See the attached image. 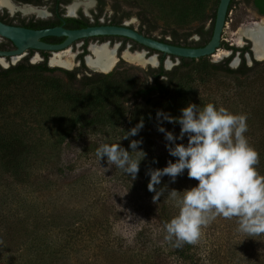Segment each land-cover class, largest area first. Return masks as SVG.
Returning <instances> with one entry per match:
<instances>
[{
  "label": "rangeland",
  "instance_id": "1",
  "mask_svg": "<svg viewBox=\"0 0 264 264\" xmlns=\"http://www.w3.org/2000/svg\"><path fill=\"white\" fill-rule=\"evenodd\" d=\"M76 1L83 2L74 0L73 3ZM90 1L93 2L92 10H95L97 0ZM102 1L104 2L102 13H105L107 19L101 20L111 19L112 9L116 6L120 10L117 16L121 14L129 16L123 19L122 25L126 24L139 31L141 26L139 18H146L147 26L143 27V30L151 28L150 38L171 41L172 32L181 37L190 33L187 42L196 43L200 37L195 31L201 27L203 31L210 28V16L216 0H191L192 3H188L189 0ZM50 7L53 6L48 2L45 6L35 9L41 11L44 16L42 19L46 20L52 16ZM78 11L82 12V9ZM66 13L64 7V15ZM16 14L19 19L31 17V14L25 16ZM257 20L259 18L250 4L236 0L228 13L221 42L236 48L238 28ZM242 46H246L244 39L240 47ZM127 47L133 53L128 45L125 49ZM218 51L227 50L220 47ZM71 53L78 56L80 49L74 48ZM49 57L51 59L52 56ZM117 57L116 64L123 70L121 79L127 86L125 94L130 93L136 83L144 81V72L148 68H156V65L129 63L120 56ZM245 58L250 65L248 56L245 55ZM208 59L210 62L218 63L225 58L217 60V57L211 56ZM232 62L233 60L229 64L230 68H237L233 66L235 61L233 65ZM72 64L69 71L79 66L76 57ZM176 64L178 60H171V65L166 70H170ZM57 78L61 79L62 76L54 73L41 77L19 78L0 88V138L6 140L5 142L16 139L21 140L23 144L47 147L57 154L53 161L54 166L48 169L49 172L43 169H31L27 172L32 180L42 175L49 177L48 179L53 180L56 185L52 193L40 194L37 190L15 180L11 172L2 165L4 153L0 151V264H20L23 261L20 253L23 225L34 222L28 211L38 209L46 215L48 211L51 212L53 209L59 211L63 207L64 211H68V217L77 214L80 221L76 220L75 224L85 219L89 220L88 224H93L90 229L93 238L86 234L82 243L72 242V250L52 260H56L55 264H58L59 260H63V263L67 261L66 264H156L157 255L167 264H213L216 261L214 256H219L218 264H249L253 259H259V256L264 258V237L259 242L254 241L252 237L239 233L237 224L217 217L202 228L201 237L194 245L193 261L186 263L178 259L174 253L176 247L164 239L166 235L164 229L149 219L144 209L139 206H146L147 203L142 204L141 200L136 202L123 187L125 178L119 176L116 166L107 163L106 157L99 160L96 156V149L103 143H119L121 147L127 145L126 140L133 136H129L128 139L123 137L131 129L130 126L123 124L113 129L105 128L103 132H93L87 128L77 129L70 125L73 118L90 116L100 108L106 112L111 108L115 96L101 95L99 103H92L96 93H90L89 104L86 102L75 106L65 101L61 92L51 89V83ZM192 83L196 94L192 97L191 104L202 108L204 103H213L217 108L223 106L234 114H246L248 125V131L244 134L246 137L249 133L255 134L253 137H259L264 131V127L255 130L249 123L255 118H264V67L257 68L240 80L224 74L210 76L197 74ZM157 124L158 121L143 127L140 131L149 138L148 153L162 158L169 155L165 147L169 142L165 140L164 134L157 130ZM161 126L174 136L180 134V125L163 121ZM176 143L186 145L187 136ZM179 176L175 182H167L168 186L174 185V188L179 187V191H183L197 184V181H191L184 175ZM167 178L171 179L168 176L161 177V182H166ZM174 188L171 190H176ZM62 201H65V204L61 203ZM103 204L111 205L116 215L114 217L102 215L100 209ZM29 206L31 209H28ZM102 218H107V222L105 223ZM76 240L78 239L75 238ZM233 251L234 257L231 256Z\"/></svg>",
  "mask_w": 264,
  "mask_h": 264
},
{
  "label": "trees",
  "instance_id": "2",
  "mask_svg": "<svg viewBox=\"0 0 264 264\" xmlns=\"http://www.w3.org/2000/svg\"><path fill=\"white\" fill-rule=\"evenodd\" d=\"M52 1H54L53 5L55 6L51 9L54 12V18L50 20H38L34 23L30 22L34 28L42 29L61 26L64 21L65 23L63 26L71 29H80L92 25L81 14H79V18H62L63 9H60L58 5L60 3L65 4L68 1ZM190 1L191 0H189L188 3H192ZM244 1L250 4L259 15H264V0ZM97 2L100 15L103 11L104 2L102 0H97ZM218 2L219 0H216L214 3L213 12L210 16V28L203 31V27H201L195 31V34H198L200 37L198 42H187V38L191 35L190 33L184 34L181 37L174 32L171 33V41H166L164 39H160V41L184 47L204 46L211 37ZM38 3L41 4L42 0H38ZM235 3V0L230 1L226 21L228 13ZM191 6L194 7V5ZM112 10L113 17L110 19L112 25H121L123 19L129 17L128 14L117 16L120 10L116 6ZM139 20L141 26L138 32L144 36L150 37L149 33L151 28L147 27L146 30H143V27L147 26V19L141 17ZM43 40L53 42L61 41L62 38L48 37ZM126 41L131 43V51L143 49L130 40L126 39ZM221 47L225 50L240 52L241 63L237 68L231 69L229 67L230 58L224 59L218 63H213L209 61L208 57H202L198 59L178 58V64L174 65L170 70H166L163 67L165 57L159 53V66L156 68H148L144 72V81L136 83L128 94H125L127 86L124 84V80L121 79L123 70L120 68V65L115 64V67L107 74L92 73L83 64L82 57L86 54L85 51L79 55V66L71 71L49 67L46 61L48 56L46 52H41L44 56L43 62L29 64L26 60H22L6 69L0 68V88L6 87L9 83L19 78L41 77L45 74L59 73L62 78L53 80L51 89L56 92H61L64 100L70 104L75 106L83 105L86 102L89 104L88 94L90 93H96L92 103H99V101H101V95L104 97L110 95L115 96L111 108L106 110V112H103V109L100 108L101 111L97 110L96 113L90 116L73 118V120H71L72 124H70L73 128H87L93 132H103L105 128L113 129L123 124L132 128L141 120L143 121V127H147L157 122V110L166 112L172 117H179L181 115L180 110L191 104L192 97L196 94L192 82L197 77V74H204L206 76L224 74L225 76L240 80L245 78L249 73L254 72L257 68L264 67V63L256 61H253L251 66H246L243 58L244 50H238L222 42ZM123 49L124 44L120 47L119 52ZM145 50L148 51V54L154 53L149 49ZM170 59L174 60L175 57L171 56ZM204 104L206 105V103ZM201 105H203L202 102ZM249 123L252 124L253 129L255 128V130H257L260 128L261 130L262 127H264V118H255L250 120ZM174 125L179 126L178 123ZM254 135L255 134L252 133L247 134V139L249 144L259 153V164L256 168L261 175H264V131L261 132L259 137H253ZM132 140L142 141L137 150L146 153L144 158H142L141 153L135 151L131 152L132 149L129 147V144ZM5 141L6 140L0 138V151L4 153L2 165L11 172L15 180L26 187L37 190L40 194L44 192L52 193L55 191L56 185L53 180L48 179L49 177L39 175L38 179L32 180L29 178V175H27V172L31 169H43L49 172L48 169L54 166L53 161L56 159L57 154L52 150L50 151L47 147L23 144L21 140L15 139L10 140V142ZM126 143L128 144L123 146V148L131 152V157L133 159H142L139 163V172L134 180L130 175L125 174L121 169L116 167L119 176L125 178L123 187L136 202L137 200H141L142 204L147 203L146 206H139L144 209V213L149 219L154 220L159 227L164 229V224L178 212V209L174 205V201L168 196V192L175 186H168V183L171 182V179L168 178L165 179L166 182H161L159 185H156L157 191L163 190L165 186L166 189L159 200L153 203V196L155 193L148 191L147 185L150 177L146 175V173L149 169H162L167 166L169 160L175 162L177 158L170 155L161 158L149 154V138L143 135L141 131H139L137 135L126 140ZM181 175L188 178L186 170L184 174ZM190 180L193 181V179ZM174 189L179 191V187ZM61 203L65 204V201ZM28 209H31V206H29ZM62 209L59 211L53 209L51 212L48 211L46 215L42 214L38 209L33 212L28 211L34 222H28L26 225H23L24 229L22 230L21 238L23 241L20 250L23 261H21L20 264H41L49 260L52 261L70 252L74 242L82 243L85 241L84 236H86V234H88L90 238H93L90 230L93 224H88V219L81 221L79 224H75L76 220H78L77 214L74 213L68 217V211H64V207ZM100 212L102 215L104 214L106 216L107 214L112 217L116 215L114 208L109 204H103ZM25 218L28 219L27 216ZM106 219L107 218H102L105 223L107 222ZM228 220L229 219H226V221ZM230 221L235 225L237 224L235 218ZM52 232H56L57 234L53 235ZM74 236L78 240L75 241ZM263 237L264 235L252 236L251 239L254 241L258 240L259 242ZM99 247L101 248V246ZM194 247V245L184 244L182 247L175 248L174 253L178 259L188 263L193 261ZM231 256H235L234 251ZM155 258H158L156 264H167L161 256L157 255ZM214 260L216 261L213 264H218L220 262L219 256H214ZM66 262L63 263V260H59L58 264H66ZM55 263L56 260L48 264ZM249 264H264V258L259 256V259H253Z\"/></svg>",
  "mask_w": 264,
  "mask_h": 264
},
{
  "label": "clouds",
  "instance_id": "3",
  "mask_svg": "<svg viewBox=\"0 0 264 264\" xmlns=\"http://www.w3.org/2000/svg\"><path fill=\"white\" fill-rule=\"evenodd\" d=\"M179 117L157 110V130L169 143L165 147L176 161L169 160L162 169H149L147 188L155 193L156 203L165 192L157 191L161 177L168 176L172 182L187 170L189 179L197 181L194 187L183 191L171 190L169 198L178 209L164 224V239L179 248L184 244L195 245L201 237L202 228L217 217L237 221V231L249 237L264 235V175L256 166L259 153L244 135L248 131L247 115L234 114L223 106L208 103L202 108L189 104L182 108ZM163 121L178 123L179 136H174L161 126ZM143 128L141 120L131 128L123 139L135 136ZM187 136V144L176 143ZM142 141L132 140L131 152L138 151ZM129 151L117 144L103 143L96 149L99 160L106 157L134 180L139 172L141 159H133ZM155 162V161H154Z\"/></svg>",
  "mask_w": 264,
  "mask_h": 264
},
{
  "label": "water",
  "instance_id": "4",
  "mask_svg": "<svg viewBox=\"0 0 264 264\" xmlns=\"http://www.w3.org/2000/svg\"><path fill=\"white\" fill-rule=\"evenodd\" d=\"M230 1L231 0H219L215 12L211 37L209 41L202 47H184L162 42L158 39L144 36L126 24L93 25L80 29H66L63 26H55L51 28L32 30L8 25L0 21V39L8 40L14 47V50L11 51H0V63L8 65L5 61V58L9 57L11 63L14 64V62L16 63V61L23 58L25 55L24 53L28 50L49 52L51 54L50 56L65 57L73 43L82 42L84 39L124 38L141 46L143 49H140V52L148 55V58L154 57L156 60V67L159 66V60L157 58L158 54L160 53L163 57H165L163 61L164 69H169L165 66V63L167 61L171 65V56L175 57L176 60L178 58L198 59L202 57H211L218 49H220L221 36L226 23V15ZM48 37L63 38V41L58 44H50L42 41V39ZM96 44L107 45L108 47L113 48L118 56H121L124 51L132 53L128 50V47L119 53L120 42L112 43L109 39L102 42L96 39L94 43L88 46V50L91 45ZM145 49H149L154 53L148 54V51ZM134 52L139 51H133V53ZM255 60L261 61L256 58ZM248 62L251 63V60L249 59ZM84 65L88 68V70L94 73L107 74L110 72H100L93 70L86 65V62H84ZM48 66L51 68L53 67L49 64V62ZM57 67L61 68L59 66ZM62 69L68 70L66 68Z\"/></svg>",
  "mask_w": 264,
  "mask_h": 264
},
{
  "label": "bare ground",
  "instance_id": "5",
  "mask_svg": "<svg viewBox=\"0 0 264 264\" xmlns=\"http://www.w3.org/2000/svg\"><path fill=\"white\" fill-rule=\"evenodd\" d=\"M92 8L93 2L90 0H83V2L76 1L68 6L67 14L69 16H75L77 11L79 9H82L84 14L88 16L89 10ZM0 9H6L11 14L20 12L22 15L36 14L39 17H44L43 13L35 8H31L29 6L15 8L10 5L7 0H0ZM236 33L238 36L235 42L236 46L242 45V39L249 40L252 46L254 57L258 60L264 59V16L259 18V20L257 21L239 27ZM89 49V52H91L89 53L91 54V57H88L87 55L85 59L86 65L89 68L100 72H109L117 63L118 57L113 48H110L107 45H91ZM218 50L216 51V54L213 55L214 57H217V60L229 56L228 51ZM147 56L145 55V53L141 52L129 53L127 51H124L120 57L129 63H137L139 65L150 64L152 66H155V58H148ZM74 57L75 55H73L71 53V50H69L65 57L52 56L49 63L53 66L71 69L73 66L72 60L74 59ZM236 62L237 61L234 62V65H236ZM3 65L5 66V64ZM165 66L169 68L170 63L166 61Z\"/></svg>",
  "mask_w": 264,
  "mask_h": 264
},
{
  "label": "flooded vegetation",
  "instance_id": "6",
  "mask_svg": "<svg viewBox=\"0 0 264 264\" xmlns=\"http://www.w3.org/2000/svg\"><path fill=\"white\" fill-rule=\"evenodd\" d=\"M8 2H9V4L10 5H12L13 7H15V8H21V7H24V6H29V7H31V8H39V7H42V6H45L48 2L52 5V6H54L53 5V3H54V1H52V0H42V3L41 4H39L38 3V0H7ZM66 1V0H65ZM68 2L67 3H60L59 5H58V7L60 8V9H63V14L61 15L62 16V18H79V14H81L83 17H85L87 20H88V22L90 23V24H92V25H90V26H96V25H112L111 24V22H110V19H108V20H106L105 21V19L103 20H101V18H106L107 19V16H105V13L103 14V13H101L100 15H99V11H98V4H96V8H95V10H92V9H90L89 10V13H88V16H86L85 14H84V12H83V10H82V12L81 11H77V13L75 14V16H69L67 13H66V15H64V7H66V10H67V7L69 6V5H71V3H73V1L74 0H67ZM235 2H236V0H235ZM242 2L243 3H245V1L244 0H242ZM55 7V6H54ZM52 9V7H50V12H51V14H52V16H51V18H48V19H46V20H50V19H53L54 18V12L51 10ZM3 10H6V9H0V21H2L3 23H5V24H8V25H12V26H17V27H22V28H26V29H32V30H38V29H36V28H34L33 27V25H31L30 24V22H32V23H34L35 21H38V20H41L42 19V17H39L38 15H36V14H31V17H29V18H27V19H19L18 17V15L16 14V13H19V14H21L20 12H15V13H10L9 11H3ZM254 11H255V9H254ZM256 12V11H255ZM256 14H257V16H258V18H261V17H263L264 15H259L257 12H256ZM21 16H25V15H22L21 14ZM43 20V19H42ZM64 23H65V21H64ZM64 23L61 25V26H63L64 25ZM31 25V26H30ZM121 25H122V23H121ZM55 27V26H54ZM64 27V26H63ZM49 28H51V27H49ZM64 28H66V29H71V28H67V27H64ZM42 29H44V28H42ZM45 39V38H44ZM96 39H98L100 42H102V41H105V40H107V39H109L112 43L113 42H120V47L122 46V44H124V49H125V47L128 45L130 48H131V43L130 42H128V41H126V39H124V38H94V39H84L82 42H75V43H73L72 44V46H71V51H73L74 50V48H76V49H80V54H82L84 51L86 52V54L82 57V60H83V64H84V62H85V59H86V56L88 55V57H91V54H89V53H91V52H89L90 51V49L88 50V46L90 45V44H92V43H94L95 42V40ZM42 41H44L43 39H42ZM63 41V38H62V40L61 41H53V42H48V41H44V42H46V43H50V44H58V43H60V42H62ZM244 41H245V44H246V46H242V47H240V46H237V47H240V48H237L236 46V49H238V50H244V52H243V58H244V60H245V64H246V66H251L252 65V62L253 61H256V62H261V63H264V59L263 60H261V61H257V60H255V57H254V55H253V50L251 51V49H252V46H251V43H250V41L249 40H246V39H244ZM96 45H98V44H96ZM120 47H119V49H120ZM230 47H233V46H230ZM234 48V47H233ZM123 49V50H124ZM11 50H14V47H13V45L11 44V42H9L8 40H5V39H0V51H2V52H6V51H11ZM228 52H229V56H227V57H225V59H228V58H230V62L233 60V62L234 61H237L236 62V65H233V62H232V65L233 66H235V67H238L239 65H240V63H241V55H240V52L239 51H236V52H233L232 50H227ZM41 52H43V51H34V50H28V51H26L24 54V57L23 58H21V59H19L18 61H16V63L14 62V64L13 63H11V60H10V58L9 57H7V58H5V61H6V63L8 64V65H3V64H0V68H2V69H6L5 67H10V66H13V65H15V64H17L18 62H20V61H22V60H26L29 64H36V63H40V61H39V58H41L42 59V61L41 62H43L44 61V56H43V54L41 53ZM47 54H48V56H47V58H46V61H47V65H48V62H49V60H50V53L49 52H46ZM119 53H121V51L119 52ZM79 54V55H80ZM74 55H75V57H76V62L79 64V55L77 56L76 55V53H74ZM245 55L246 56H248L249 57V59L251 60V64L249 65L248 63H247V60H246V58H245ZM74 57V58H75ZM74 60V59H73ZM230 62H229V64H230ZM50 64V63H49ZM85 66V65H84ZM115 66V65H114ZM7 67V68H8ZM86 67V66H85ZM229 67H231V66H229ZM87 68V67H86ZM88 69V68H87ZM113 69V68H112ZM111 69V70H112ZM232 69V68H231ZM90 71V70H89ZM91 72V71H90ZM92 73H94V72H92ZM101 74V73H100Z\"/></svg>",
  "mask_w": 264,
  "mask_h": 264
},
{
  "label": "built area",
  "instance_id": "7",
  "mask_svg": "<svg viewBox=\"0 0 264 264\" xmlns=\"http://www.w3.org/2000/svg\"><path fill=\"white\" fill-rule=\"evenodd\" d=\"M225 26H226V23H225ZM225 26H224V27H225ZM166 41H167V40H166ZM39 61L41 62V61H42V59H41V58H39Z\"/></svg>",
  "mask_w": 264,
  "mask_h": 264
}]
</instances>
